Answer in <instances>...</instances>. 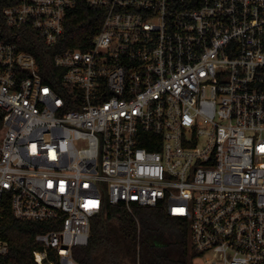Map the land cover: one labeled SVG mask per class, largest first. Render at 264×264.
Returning <instances> with one entry per match:
<instances>
[{
  "label": "built area",
  "instance_id": "1",
  "mask_svg": "<svg viewBox=\"0 0 264 264\" xmlns=\"http://www.w3.org/2000/svg\"><path fill=\"white\" fill-rule=\"evenodd\" d=\"M77 4L103 12L85 48L46 66L12 40L54 46ZM3 16L0 225L3 201L52 222L35 264H80L72 248L118 204L185 222L192 264H264V0H18Z\"/></svg>",
  "mask_w": 264,
  "mask_h": 264
},
{
  "label": "trees",
  "instance_id": "2",
  "mask_svg": "<svg viewBox=\"0 0 264 264\" xmlns=\"http://www.w3.org/2000/svg\"><path fill=\"white\" fill-rule=\"evenodd\" d=\"M17 2L0 0L1 28H6L3 9ZM102 15L99 8L77 4L68 11L64 34L52 47L45 45L31 29L12 40L32 52L39 63L49 66L55 51L88 46L101 24ZM1 206L4 210L0 237L9 241L10 251L0 263L35 264L32 250L39 245L34 242V236L51 229L52 222L18 219L9 209V203L3 201ZM55 224L58 226L59 221ZM166 227L175 231L177 237L160 243L156 233ZM187 232L185 222L167 216L160 206H134L130 213L122 204L106 205L91 220L88 244L73 247L72 253L80 264H192L194 252L188 251ZM49 251L53 255L54 251Z\"/></svg>",
  "mask_w": 264,
  "mask_h": 264
},
{
  "label": "rangeland",
  "instance_id": "3",
  "mask_svg": "<svg viewBox=\"0 0 264 264\" xmlns=\"http://www.w3.org/2000/svg\"><path fill=\"white\" fill-rule=\"evenodd\" d=\"M177 237L176 232L169 229V227L164 228V230L156 233V240L160 243L165 242L166 240H174ZM188 239V251H191L192 247L190 244L189 235L187 234Z\"/></svg>",
  "mask_w": 264,
  "mask_h": 264
}]
</instances>
